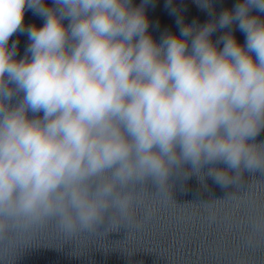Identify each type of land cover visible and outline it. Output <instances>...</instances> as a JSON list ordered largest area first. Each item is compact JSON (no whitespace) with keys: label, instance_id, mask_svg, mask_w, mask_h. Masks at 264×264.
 <instances>
[{"label":"clouds","instance_id":"9594fccd","mask_svg":"<svg viewBox=\"0 0 264 264\" xmlns=\"http://www.w3.org/2000/svg\"><path fill=\"white\" fill-rule=\"evenodd\" d=\"M195 2L211 18L186 23L167 0L179 32L157 40L149 0H0V233L139 226L149 182L166 192L173 174H195L227 188L264 173V0L218 15ZM29 9L42 26H25ZM25 31L18 58L11 38Z\"/></svg>","mask_w":264,"mask_h":264}]
</instances>
